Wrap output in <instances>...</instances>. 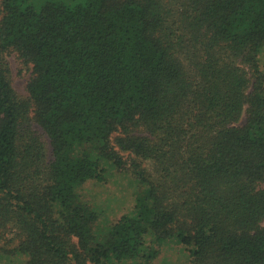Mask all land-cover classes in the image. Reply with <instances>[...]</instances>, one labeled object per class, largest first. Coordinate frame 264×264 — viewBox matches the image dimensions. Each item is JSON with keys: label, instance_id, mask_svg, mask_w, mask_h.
<instances>
[{"label": "trees", "instance_id": "obj_1", "mask_svg": "<svg viewBox=\"0 0 264 264\" xmlns=\"http://www.w3.org/2000/svg\"><path fill=\"white\" fill-rule=\"evenodd\" d=\"M263 57L264 0H0V254L264 264ZM108 167L140 189L99 235L78 188Z\"/></svg>", "mask_w": 264, "mask_h": 264}, {"label": "rangeland", "instance_id": "obj_2", "mask_svg": "<svg viewBox=\"0 0 264 264\" xmlns=\"http://www.w3.org/2000/svg\"><path fill=\"white\" fill-rule=\"evenodd\" d=\"M34 7H40L46 1L52 0H27ZM71 4L80 0H60ZM6 61L9 67V78L15 94L20 99L27 98L26 85L30 76V70L21 63L16 54L7 55ZM264 71V57L261 61ZM241 123L244 122V115ZM41 130L38 128V133ZM47 147L49 155L50 146L48 138L43 134L40 136ZM127 152L124 155L127 156ZM106 178L100 182L90 179L78 188V194L82 202L89 204L99 214L95 224L96 232L99 235L105 234L109 226L117 221L122 215L130 214L135 203V194L139 191L137 181L130 171L116 170L108 167ZM264 225V219L262 220ZM26 257L22 255L0 254V264H25ZM130 261V262H128ZM139 260H123L111 264H138ZM153 264H189L187 251L174 239L166 240L162 245L159 255L152 262Z\"/></svg>", "mask_w": 264, "mask_h": 264}]
</instances>
